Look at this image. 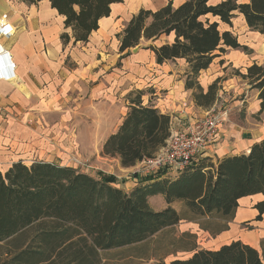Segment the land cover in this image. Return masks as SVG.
<instances>
[{"label": "trees", "instance_id": "trees-1", "mask_svg": "<svg viewBox=\"0 0 264 264\" xmlns=\"http://www.w3.org/2000/svg\"><path fill=\"white\" fill-rule=\"evenodd\" d=\"M72 33L63 32L69 43L88 42L100 27L99 20L111 14L113 3L123 0H50ZM240 13L250 28L264 34V0H169L156 9L141 7L129 19L120 39V51L130 50L143 40L153 43L162 36L172 37L162 44H147L157 63L182 59L186 64V88L194 89L197 105L210 109L220 99L221 77L208 89L198 81L202 70L210 67L228 48H243L238 35L221 30L220 21L232 24ZM215 19V20H214ZM257 89L264 111V64L252 63L240 73ZM129 93V110L117 131L103 143L102 154L119 157L123 167L155 156L172 133V116L152 104H144L142 91ZM160 171L144 175L141 183L125 191L116 185L118 177L98 171L93 176L80 168L37 160L12 163L0 171V264H101L102 250L114 249L146 240L173 228L183 217L175 200L183 201L197 216L222 221L216 229L199 221L211 234L229 227L241 197L264 193V138L250 151L226 156L218 162L209 157L192 162L175 178ZM164 196L168 206L156 210L149 198ZM262 219L264 200L256 204ZM190 239L196 235L183 232ZM195 241V240H194ZM186 258L170 261L164 257L137 264H264L261 252L242 240L222 244L216 249L185 247ZM177 251V250H175Z\"/></svg>", "mask_w": 264, "mask_h": 264}, {"label": "crops", "instance_id": "crops-1", "mask_svg": "<svg viewBox=\"0 0 264 264\" xmlns=\"http://www.w3.org/2000/svg\"><path fill=\"white\" fill-rule=\"evenodd\" d=\"M172 1L174 5L184 2ZM219 1L210 0V3ZM168 2L166 0L154 8H144L156 9ZM129 3V0L113 3L111 14L99 20L100 27L94 30L88 42L75 43L71 38L69 43H65L61 35L66 31L71 34L72 30L66 28L64 16L51 6L50 0H0V21L6 19L15 27L14 35L2 42L16 62V68L12 71L8 57L0 56L1 71L9 74L0 79V171H6L12 163L21 160L25 163L53 161L80 168L70 158L74 149L69 146L71 135L75 134L73 126L77 125L80 131L77 138L80 135L81 142L83 138L93 140L100 137L95 129L89 130L97 126L101 132L105 131V135L101 136L105 141L117 131L126 116L131 104L127 95L131 92L142 91L144 104H152L161 112L170 114L171 129L183 127V123L175 119L176 116H181L187 123L207 113V108L197 105L193 97L194 89L186 88L185 61L178 59L160 64L156 61L155 53L146 48L147 44L165 43L171 36H162L154 43L143 40L135 52L133 48L120 51L118 34L133 14L143 7L140 6L141 2L132 9ZM214 61L198 77L205 90L217 77L222 80V72L213 69ZM171 62L183 63L184 71L170 68ZM230 87L231 84L224 86V89ZM252 90L257 97V103H253L254 109L249 105V113L244 120L228 124L229 119H224L218 134L208 142L202 158L209 157L218 162L223 157L250 151L254 143L264 138V123L251 122L253 114L262 113L264 116L258 91L255 88ZM83 113L94 118L93 124L89 122L91 128L81 127L85 118ZM103 143L97 152L91 153V149L87 150L84 145L82 156L78 154L77 157L88 159L94 168L91 172L80 169L93 176L98 171L114 174L118 177L116 185L129 192L141 183L143 176L134 173L139 172L142 162L123 167L119 157L102 154ZM31 155L38 157L29 158ZM174 172H165L161 178H175L177 175H170ZM154 197L164 199L162 194L154 195L149 198V203ZM263 200L264 193L241 197L229 227L216 235L197 228L217 244L207 248L216 249L240 239L257 248L264 257V213L262 219L256 218L259 214L256 204Z\"/></svg>", "mask_w": 264, "mask_h": 264}, {"label": "rangeland", "instance_id": "rangeland-1", "mask_svg": "<svg viewBox=\"0 0 264 264\" xmlns=\"http://www.w3.org/2000/svg\"><path fill=\"white\" fill-rule=\"evenodd\" d=\"M124 1V0H123ZM130 8L135 9L139 3L142 4L140 6L143 7H156L161 5L166 0H129ZM137 1V2H135ZM245 1V0H240ZM135 4V6H134ZM134 7V8H133ZM125 18V17H124ZM123 18V19H124ZM232 24L220 23V29H228L238 35L240 42L245 46L246 49L243 48H228L227 53L221 57H217L214 61L213 69H216L222 72V80L219 83L218 94L220 99L214 105L216 110H227L228 116L225 119L228 120V124H232L238 120H244L248 115L249 111L247 108L252 106L251 109H254L255 103H257V97L255 96V91L250 88L248 81H243V78L240 73H247L248 66L251 63H257L259 65L264 64V34H259V32L254 31L249 27L247 22L243 19V16L240 13H236V15L232 18ZM164 40V39H163ZM223 58V59H222ZM169 67L174 68L175 70L184 71L183 63L180 62H171ZM223 80H227L225 82ZM231 87L228 89H224V86ZM148 89V88H147ZM244 100V101H243ZM237 103V104H235ZM254 103V105H253ZM84 114V113H83ZM85 118L82 120V128H91L90 124L94 123V118L91 115L84 114ZM226 120V121H227ZM252 123L263 122L264 116L262 113L253 114L251 117ZM86 124V125H85ZM73 131L75 134L71 135V140L69 146L73 149V154L71 155V159L79 165L81 169H87L91 172L94 168L91 161L88 159H82V148L86 146L87 150L97 152L99 149V145L104 142L103 134L105 135V131H100V127H93L89 129L93 131H97L100 134V137L97 139L93 138V140L83 138V141H80V135L77 134L80 132L77 129V125L73 126ZM67 129V128H66ZM66 129L64 132H66ZM70 132H73L72 129ZM73 132V133H74ZM70 137V136H69ZM85 145V146H84ZM85 152V151H84ZM55 153V152H54ZM59 153V151H57ZM80 154V157L77 155ZM38 157V156H37ZM34 155H31L29 158L35 159L37 158ZM114 163V162H113ZM112 163V164H113ZM139 172H141L139 170ZM136 172L134 175L138 176L142 173ZM178 173L174 172V174H170L171 176H176ZM143 176V175H142ZM150 205L156 210H160L167 206L166 202L163 198H152L150 200ZM174 207L178 209L181 216L183 217L182 221L177 224L173 228L165 229L161 231V233L155 235L154 237L146 240V242L131 244L127 246L116 247L114 249L102 250V262L101 264H137L144 262L151 258L154 260L156 258L164 257L167 261L175 259L177 257L186 258L192 255V252L189 250H185V247H191L192 244L196 242L198 247H215L217 244L211 239L210 236L203 234L204 229L201 228L200 222L204 224H210V226L214 229L220 226L222 220L217 218H208L203 216H197L192 211H190L186 204L181 200H175L173 202ZM202 229L197 230V228ZM198 233H197V232ZM208 231V230H207ZM206 231V232H207ZM183 232H189L196 235L190 239L182 237ZM210 232V231H209ZM211 233V232H210ZM214 235V234H212ZM195 240V241H194ZM177 250V251H175Z\"/></svg>", "mask_w": 264, "mask_h": 264}, {"label": "built area", "instance_id": "built-area-1", "mask_svg": "<svg viewBox=\"0 0 264 264\" xmlns=\"http://www.w3.org/2000/svg\"><path fill=\"white\" fill-rule=\"evenodd\" d=\"M14 32L15 27L6 19L0 21V56L8 57L12 71L16 68V62L9 48L2 41L10 38ZM8 75L7 72L0 69V79H4ZM227 116V110L217 111L215 106L208 109L202 118L195 119L193 122L186 123L181 116H176L175 119L177 122L183 123V127L172 129L166 145L155 156L143 159L140 173L144 176L160 171L179 172L184 170L192 162L202 158L208 142L218 134L220 125Z\"/></svg>", "mask_w": 264, "mask_h": 264}, {"label": "water", "instance_id": "water-1", "mask_svg": "<svg viewBox=\"0 0 264 264\" xmlns=\"http://www.w3.org/2000/svg\"><path fill=\"white\" fill-rule=\"evenodd\" d=\"M132 50H133L134 52L137 51V50H138V46L134 47Z\"/></svg>", "mask_w": 264, "mask_h": 264}, {"label": "bare ground", "instance_id": "bare-ground-1", "mask_svg": "<svg viewBox=\"0 0 264 264\" xmlns=\"http://www.w3.org/2000/svg\"><path fill=\"white\" fill-rule=\"evenodd\" d=\"M135 2H137V1H135ZM143 2V1H142ZM135 5V4H134Z\"/></svg>", "mask_w": 264, "mask_h": 264}]
</instances>
